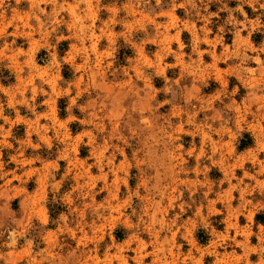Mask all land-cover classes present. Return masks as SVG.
<instances>
[{"label":"rangeland","instance_id":"obj_1","mask_svg":"<svg viewBox=\"0 0 264 264\" xmlns=\"http://www.w3.org/2000/svg\"><path fill=\"white\" fill-rule=\"evenodd\" d=\"M256 214L264 0H0V264H264Z\"/></svg>","mask_w":264,"mask_h":264},{"label":"trees","instance_id":"obj_2","mask_svg":"<svg viewBox=\"0 0 264 264\" xmlns=\"http://www.w3.org/2000/svg\"><path fill=\"white\" fill-rule=\"evenodd\" d=\"M129 55H130V49L128 47L126 49L122 48V49L119 50L118 59L122 60V59H124L125 57H127ZM69 74L70 73L66 69H64L63 76L67 78V77H69ZM156 81H157V79H156ZM59 109H60V113H59L60 116H63L64 115V106H63V103H62L61 100L59 102ZM244 136H245V140H243V139L240 140V143H239V145L237 147L238 150H243L244 148L249 147L251 145V143H252V139H251V137L248 134H245ZM82 155H84V153H82ZM53 207L54 206L51 205V204L48 205V210H49L50 216H54L58 212ZM255 221L264 224V216L261 215V214H256L255 215ZM197 238H198L197 240L200 243H203L204 240H205L204 238L199 237V235H198Z\"/></svg>","mask_w":264,"mask_h":264}]
</instances>
